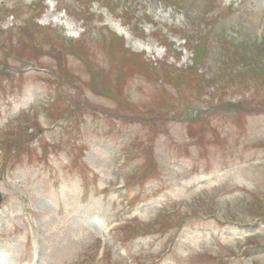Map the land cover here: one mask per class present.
Segmentation results:
<instances>
[{"label":"rangeland","instance_id":"374dc122","mask_svg":"<svg viewBox=\"0 0 264 264\" xmlns=\"http://www.w3.org/2000/svg\"><path fill=\"white\" fill-rule=\"evenodd\" d=\"M0 191V264H264V0H0Z\"/></svg>","mask_w":264,"mask_h":264},{"label":"trees","instance_id":"16d2710c","mask_svg":"<svg viewBox=\"0 0 264 264\" xmlns=\"http://www.w3.org/2000/svg\"><path fill=\"white\" fill-rule=\"evenodd\" d=\"M163 1L164 2H169L170 0H163ZM205 41L206 40H204V42L201 41L200 44L198 46H196L197 49H201L200 51L196 50V51L193 52L194 60H195V63H196V65L198 67H196V68L191 67L192 70H190V71H194V72L197 71L198 72L200 70V68H202L204 65L206 66V64L210 61L209 58L206 59V57H201L202 54L200 55V53L202 52V50L204 52H206L207 54L209 52L208 48H209L210 45H208V43H206ZM231 44L228 45V48H227L228 50H230V49H238L237 46H233ZM201 62H203V63H201ZM218 63L220 64V66H218V69L219 70H222L221 72H224L230 66V64H228L227 61H225L223 59H220V58L218 59ZM229 69H230V72L234 71L233 67H231V66L229 67ZM192 76L198 77L200 75H192ZM200 80L202 81V79H200ZM203 81H205V78H203Z\"/></svg>","mask_w":264,"mask_h":264},{"label":"water","instance_id":"95a60500","mask_svg":"<svg viewBox=\"0 0 264 264\" xmlns=\"http://www.w3.org/2000/svg\"><path fill=\"white\" fill-rule=\"evenodd\" d=\"M1 200H2V195H1V193H0V202H1Z\"/></svg>","mask_w":264,"mask_h":264}]
</instances>
